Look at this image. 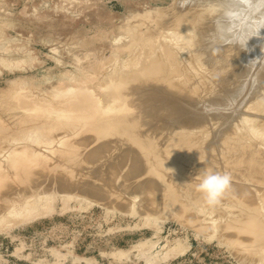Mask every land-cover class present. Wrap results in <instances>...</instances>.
I'll return each instance as SVG.
<instances>
[{
    "label": "rangeland",
    "instance_id": "1",
    "mask_svg": "<svg viewBox=\"0 0 264 264\" xmlns=\"http://www.w3.org/2000/svg\"><path fill=\"white\" fill-rule=\"evenodd\" d=\"M175 1L0 0V171L7 174L2 183H15L14 194L10 197H15L17 193L25 197L23 201L9 205L0 212V264H264V253L259 252L260 245L251 238H245L244 241L246 236L238 235L236 225L238 222L242 224L253 213L251 207L257 208V218L264 223L263 180L245 181L250 187L248 193H257L253 203L232 196L226 198L224 195L215 204H208L204 196L197 202L193 198L199 195L198 191L173 184L169 196L176 197L177 203L184 209L182 215L176 212L178 209L175 210L173 205L163 204L165 201L159 204V208L152 204L150 207L145 194H140L142 191H131L125 186L122 175L127 171L126 168L113 171L120 155L117 143L110 148L112 153H103L105 156L102 155V162H98L97 169H83L80 162L81 140L96 136L102 137V141L118 142L121 135L126 136L119 134V129L104 124L103 127L81 133L82 136H70L74 124L79 122L81 125L83 122H80L77 114L78 102L73 95L76 90H84L99 101L103 111H110L112 93L108 97V92L104 90L119 91V82L130 81L136 72L134 70L139 69L147 56L161 54L169 49L174 55L172 68L175 61L182 60L184 40L170 29H160V23L169 20L166 9ZM194 53H197L196 49ZM204 58L201 57V60ZM203 71L201 75L200 71L197 73L205 81H199L205 82V89L208 90L210 85L214 86L215 76H211L212 82L210 76L207 77L208 82L205 79L206 70ZM208 72L207 75L212 74ZM187 73H190V77L193 74ZM224 73L225 70H222L221 74ZM203 74L205 76L201 77ZM193 80L192 83L197 81ZM192 83L188 81L194 87ZM221 89L220 92L225 93ZM57 111L63 112L55 115ZM254 114L245 111L240 114V118H236L237 121L229 114L230 119L226 116L228 118L224 117V120L221 116V121L218 119L213 127L216 125L217 128V124L222 122L221 127H218L223 128V122L227 121V131L236 123L237 127H234L238 131L240 129V133L244 130L242 135L235 131L238 134L236 140H243L246 137L243 135L247 133L245 135L251 138L248 136L245 141L253 139L257 143L263 142V134L257 124L260 118L264 120V114L261 113L262 117L258 112ZM36 122H42L38 125L41 129L33 126ZM115 123L119 125V120ZM16 124L20 125L19 129ZM213 127L209 124L207 131L197 133L202 138L199 146L202 145L200 141L208 139L212 129H215ZM241 127H245L247 132ZM45 139L48 140L46 144ZM239 140L231 143L234 146L231 149L237 151L243 145L246 153L252 149L251 154L263 160L260 162L264 168V156L261 159L264 142L263 145L256 143L262 145L260 148L252 140L250 143L247 140L248 145L245 141L239 144ZM251 141L255 151L260 148L259 152L253 150ZM68 143L75 148L67 149L62 154L55 152L59 146ZM24 146L37 150L35 157L49 155L47 159H56L58 165L52 167L49 164L51 169H48L50 166L46 165L49 163L47 161L45 166L50 173H37L32 180L29 177L17 178L19 172L13 171H19L21 167L17 166L23 162L35 163L33 158L20 154L13 156L17 165L4 161L10 149ZM81 148L84 149V146ZM238 151L234 153L239 154ZM221 152L216 151L215 156L219 154L217 159L224 163L223 154L227 158L229 154ZM59 172L62 175L71 174L69 187H60L55 182ZM229 172L232 175L235 173ZM86 173H89L88 177L94 175L92 179L97 180H100L101 174L106 175L105 181L100 177L106 190L105 197L95 198L76 188L75 183L81 179L80 174ZM262 173L264 178V169ZM249 174L256 173L252 171ZM118 179L121 181L118 182ZM27 187H32L29 193ZM187 218L194 220L190 222ZM229 220H233V224ZM249 240L253 241V245Z\"/></svg>",
    "mask_w": 264,
    "mask_h": 264
},
{
    "label": "bare ground",
    "instance_id": "2",
    "mask_svg": "<svg viewBox=\"0 0 264 264\" xmlns=\"http://www.w3.org/2000/svg\"><path fill=\"white\" fill-rule=\"evenodd\" d=\"M166 10L169 20H166L165 23H160V29H170L176 33L180 39L184 40V46L182 48L184 54L182 60L180 62L175 61L174 68H172L174 55L169 49H165L161 54L149 57L145 56L147 60L145 58V60L140 63V67L138 66L139 69L134 70L136 72H134L132 79L130 81L123 80L119 82V91L117 89L104 90L109 93H107L108 97L110 93H112L110 99L108 98L111 101L109 110L112 112L107 109L103 111L99 106V101L93 98L92 95L84 92V90H76V92L73 93L78 102L77 114L79 120L81 119L80 122L83 121L84 123L82 122V124L79 125V122L77 124L72 122L74 126L70 130L72 133L69 132L70 136L81 135V133L91 128L103 127L104 124L109 128L114 127L113 129H119V134L126 135L124 137L121 135L118 142L102 141V137L96 136L81 140V144L84 146V149L80 146V149H82V158L80 162L82 163L83 169L84 167L85 169H97L98 162H102V155L107 152L112 153L113 151L110 152V148L117 143L120 149V155L119 160L116 161L115 166H113V171H116L117 168L120 170L126 168L127 171L124 172L125 169L122 171L124 175H122L123 179L121 178L125 186L130 188L131 191H142L140 194H145L146 198L149 200V206L150 204L155 206L158 205L159 208V204L165 201L166 203L164 202L163 204L173 205L175 210L178 209L176 212L183 215L182 210L184 209L179 206L180 204L177 203L178 201L175 196H169V191L174 188L173 184L175 185L178 183L181 184L180 186H188L187 189H194L197 192V185L199 183L197 178L207 169H211L213 172L217 173L234 171L235 173L233 175L230 174L232 178L231 186L223 195L226 196V198L228 196L238 199L242 198L245 202L247 201L250 203L257 197V193L251 192L249 194L248 190L250 187L245 184V181L250 180L249 183L252 180L264 181V178H262V170L264 168H262L261 164L263 160H258L255 155L251 154L252 149H249L251 151H249L250 153H246L247 151L243 149L244 145L242 149L238 148L240 142L245 141V138L249 136L245 135L247 133L243 135L246 136L243 140L237 139L239 140V144L236 143L238 146L236 145L235 147L238 148L239 151H237L239 154H235L237 151L235 148L232 149H235L236 152L231 149V143L237 141L235 136L241 134L245 127H241L243 131L240 133V129L238 131L237 128H235L237 127L236 123L235 126L232 125L231 122L230 126L232 125V127L226 131V128H228L226 126L227 121L224 120L229 116H234L236 120V118L245 111H247V113L255 112L256 115L257 112L258 115L261 113L264 114V0H176L175 3ZM166 26L168 28H166ZM194 49H196V54L194 53ZM186 53L189 57H187ZM204 56L205 60H201V57L203 58ZM203 70H206L205 79L210 76L209 80L212 82L211 78L215 76V78H213L214 86L212 87L213 84L210 82L212 85L209 86V88H211L208 90L205 89L207 86H205L206 83L202 82L205 81L204 78L200 79L197 73L200 71L201 75L202 72L204 73ZM222 70H225L226 73L221 74ZM187 72L193 73L194 77H192L193 74L190 77V73L188 74ZM207 72H212V74L207 75ZM204 76L203 74L201 77ZM130 78L131 76L129 79ZM191 79H196L197 83H192ZM199 79L202 81H199ZM188 81L195 86L191 87ZM196 86H199V89H197ZM220 86H222L223 92L225 93L220 92ZM228 109H231V111H228ZM62 112L63 111H57L55 115ZM263 114H261V117ZM221 116H223L222 118L228 116L224 118V120L222 119L224 121L222 124L224 129L220 128L222 122L217 124V128L215 125V129L211 128L212 132L209 134L208 139L206 136H202L206 137L207 140L204 139V142L200 141L202 145L199 146L201 134L197 135V133L199 131H207L209 124L213 127L214 122L217 123V120L221 118ZM115 119L119 120V125H115V122L118 121ZM111 120V123L108 122ZM260 120L258 121L257 127L262 131L264 142V120ZM219 121L221 120L219 119ZM229 121L230 120H228V122ZM253 122H256V120H253ZM40 123L38 124L36 122L33 126L35 125V127H37ZM48 125H50V123ZM218 125L220 127H218ZM19 126L17 125L18 129ZM241 126H243V124ZM22 129L23 128H21L20 131L23 133L24 130L22 131ZM24 129L29 130L30 128ZM235 131L239 133L237 134L236 132L235 134ZM245 132H247L246 128ZM241 135L239 136L241 137ZM51 136L49 137L51 138ZM61 136H63V134ZM65 136L67 137V135ZM92 138H96L94 139L95 143ZM247 140L248 142L250 140L253 141V139H246L245 143H247V145ZM46 141L48 142V140L45 139V144ZM90 142H93V144L88 146ZM253 142L252 147L254 151V144L256 147H262L263 145V142H258L262 144L260 146L257 145V142L254 144ZM73 147L69 143L66 145L64 144L62 147L59 146L58 150L56 149L55 152L62 154L70 148L73 149ZM228 149L233 152L231 153ZM10 150V153H7V159L5 158L7 161H4L5 163L17 165L13 156L20 154L24 157L33 158L35 162H23L18 165L17 167H21L20 169L18 168L19 171H13L19 172L16 174L17 178H20V176L29 177L32 180L37 173L39 174L45 171L50 173L49 170H47L48 167L46 168L45 166L47 161H49V163L46 164L48 166L51 165L53 167L55 164L58 165L56 159H47L49 155L45 157L43 155L41 158L38 156L35 157L34 155H37L38 152H35L37 150H34V148L32 149L24 146ZM218 150L219 153L222 150V152H228L229 154L228 158L225 157L227 155L223 154L225 159L222 161H224V163L220 162L221 159H217L216 156L219 154L215 156V154H217L215 152ZM259 150L257 148L258 152ZM223 156L221 155L222 158ZM263 156L262 154L261 159ZM51 166L48 169H51ZM252 171L256 174H249L252 173ZM59 173L58 175L56 174L58 179H55V182L60 187H69V185H71L69 181L71 174L67 175L64 173L65 175H62L61 172ZM88 174L89 173H86V175L80 174L79 177L81 179L76 181V188L79 189L80 192H86L91 196L93 195V197L95 196V198L102 199L105 197L106 191L103 188L102 181H105L104 178L106 175H98L100 180H97L95 178L92 179L94 175L88 177ZM5 176H7V174L5 175L0 171V212L7 206L14 205L20 200L23 201L25 198L22 197L20 193H17L15 197H10V195L14 194L13 185L15 183H2L4 182ZM119 181L121 180L118 179V182ZM69 182L70 184H68ZM30 188L32 187H27L26 189L28 193L30 192ZM34 189L35 187L32 190ZM183 191L185 192V190ZM183 191H181V193ZM262 192L263 191H261V193ZM178 194L180 195V193ZM198 194V196L193 198L194 201L203 198V195L199 191ZM184 201L185 200H183V202ZM197 202L200 201L197 200ZM256 209V207H251L253 213L247 217L246 220L241 222L242 224H239L240 222L236 223L238 229L237 233L238 235L242 234L246 236H243L244 241L246 240L245 238L253 239L257 245H260L259 252L264 253V223L257 218ZM187 220L191 222L194 219L187 218ZM229 221L232 224L234 222L233 220ZM238 235L237 238L239 237ZM240 240H242L241 237ZM253 241L249 240L248 242L253 245Z\"/></svg>",
    "mask_w": 264,
    "mask_h": 264
},
{
    "label": "clouds",
    "instance_id": "3",
    "mask_svg": "<svg viewBox=\"0 0 264 264\" xmlns=\"http://www.w3.org/2000/svg\"><path fill=\"white\" fill-rule=\"evenodd\" d=\"M197 179L199 180L197 189L208 204L217 203L230 188L232 181L230 174L213 172L211 169L204 170Z\"/></svg>",
    "mask_w": 264,
    "mask_h": 264
}]
</instances>
